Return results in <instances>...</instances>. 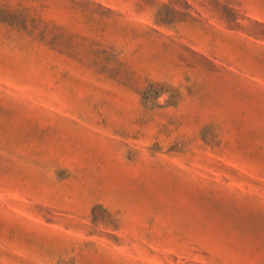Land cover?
<instances>
[{
  "label": "rangeland",
  "instance_id": "374dc122",
  "mask_svg": "<svg viewBox=\"0 0 264 264\" xmlns=\"http://www.w3.org/2000/svg\"><path fill=\"white\" fill-rule=\"evenodd\" d=\"M0 264H264V0H0Z\"/></svg>",
  "mask_w": 264,
  "mask_h": 264
},
{
  "label": "clouds",
  "instance_id": "9594fccd",
  "mask_svg": "<svg viewBox=\"0 0 264 264\" xmlns=\"http://www.w3.org/2000/svg\"><path fill=\"white\" fill-rule=\"evenodd\" d=\"M166 93H162L160 97L157 98L158 103H163L164 99L166 98Z\"/></svg>",
  "mask_w": 264,
  "mask_h": 264
}]
</instances>
